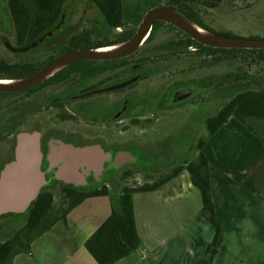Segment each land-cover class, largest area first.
Instances as JSON below:
<instances>
[{
	"label": "flooded vegetation",
	"instance_id": "flooded-vegetation-1",
	"mask_svg": "<svg viewBox=\"0 0 264 264\" xmlns=\"http://www.w3.org/2000/svg\"><path fill=\"white\" fill-rule=\"evenodd\" d=\"M91 15L92 13L89 17ZM11 17L8 0H0V26L6 29L0 30V44L11 56V59L0 58L1 83L13 84L18 79L27 78L53 57L70 51L69 39L66 38H71L72 35L63 31L49 32L36 39L37 42L34 41L35 45L31 47L34 42H25L31 38V34L16 31ZM61 23L56 28L61 29ZM56 34L57 39L66 40L57 43L51 41L50 38ZM151 40H145L136 51L122 57L127 58L123 63L82 60L93 62L72 68H67L71 64L65 67L63 65L51 75L45 78L43 76L41 82L34 86L17 91H0V143L9 142V138H13V145L8 150H5V145L0 144V171L14 156L15 135L30 120L31 130L40 132L43 151L41 168L47 180L41 188L51 189L59 184H71L54 178L56 167L49 166V156L54 145L83 147L98 144L109 154L98 173L84 166L79 167V170L84 171L85 182L71 185L82 190L106 185L101 180L103 175L116 178L119 173L126 172L132 166L141 167L140 164L135 165L136 159L132 157L130 147L137 146V150L144 148L131 141V128L138 125L140 118L160 119L164 113H173L175 108L184 106L196 97L193 95L196 88L207 91L205 86L195 84V78L191 77L171 80L161 88L139 86L140 82L148 81L163 71L168 66V63H164L169 61L171 55L190 47L195 49L193 45L186 46L180 39L164 41L169 43V48H156L150 45ZM37 55L41 57H36ZM16 68H22L26 74H14ZM179 81L182 83L179 84ZM21 94L25 96L19 97ZM11 96L13 98L8 100ZM69 122L74 123L75 127L65 128V123ZM118 126H122L123 130L116 131ZM75 179L81 181L79 178Z\"/></svg>",
	"mask_w": 264,
	"mask_h": 264
},
{
	"label": "trees",
	"instance_id": "trees-1",
	"mask_svg": "<svg viewBox=\"0 0 264 264\" xmlns=\"http://www.w3.org/2000/svg\"><path fill=\"white\" fill-rule=\"evenodd\" d=\"M123 1L8 0V7L15 30L31 34V38L25 40V42L29 40L37 42L36 39L49 34V32L59 33L63 31L68 32L69 36L72 35L71 38H66L69 39L68 45L70 50L110 45L129 39L134 33L135 27L120 32L116 30L122 28L125 22L134 23L135 26L138 25L143 16L142 10L144 8L147 10L162 1H166L167 5L178 11L181 15L211 32L234 36L229 31L215 30L191 13L189 11V0H137V3H142L143 6H136V3L130 4L127 8H125ZM203 1L209 6H214L220 0ZM78 3H82L83 5L81 19L79 22L71 25L70 18L75 12ZM90 13H92L91 17H89ZM125 13H127V16ZM60 23L62 25L61 29L56 28ZM163 24L164 21H154L146 42L153 38L154 33ZM167 25L175 28L169 23ZM100 35L102 36L98 37ZM110 35H115L116 38L108 40L107 37ZM56 37L57 34L53 35L50 40L56 43L62 41V38L57 39L58 37ZM168 44V42H162L161 44L154 45V47L169 48ZM188 45L206 49L212 53H248L254 56V61L264 62V48H215L203 45L192 38H188L186 41V46ZM141 55H143V52ZM142 58L141 56L140 60ZM126 59L119 58L102 62L120 64L125 62ZM91 62L93 61L75 62L67 68ZM13 73L19 76L26 74L22 68H16ZM229 78L234 80L239 78L241 81L239 84H234V86L238 87L237 91L228 96V101L222 104L216 114L205 119L207 133L204 139H200L197 144L196 151L198 153L190 160H185L174 167L171 174L159 180L136 186H123L116 202H111L109 216L85 241V247L98 264H113L139 247L140 238L135 224L132 194L134 192L156 190L170 178L176 177L184 170L188 172L191 183L199 190L201 197L200 214L215 227L213 239L207 245L204 255L201 259L194 261L193 264H211L212 255L216 251L215 246L220 233V226L215 218V210L211 198L209 163L201 148L208 137L220 128L229 117L239 120L249 131L264 142V74L245 73L244 75H239L229 72L223 73L218 83L213 82L212 76H203L200 79L195 78L194 82L195 84H200L202 87L205 86L209 90L218 88V85H221L222 81ZM181 83L182 81H179V84ZM63 185L62 199L58 205L54 202L53 193L47 187H43L40 189L35 200L30 203L24 212L0 215V218H20V221L17 223H5L13 231L9 236L0 240V264H11L17 254L30 253L32 242L45 231L49 230L56 222L65 221L67 213L85 198L109 194L105 184L88 190H82L71 184Z\"/></svg>",
	"mask_w": 264,
	"mask_h": 264
},
{
	"label": "crops",
	"instance_id": "crops-1",
	"mask_svg": "<svg viewBox=\"0 0 264 264\" xmlns=\"http://www.w3.org/2000/svg\"><path fill=\"white\" fill-rule=\"evenodd\" d=\"M201 151L209 163L220 226L211 264H264V142L229 117ZM175 179L156 190L132 194L140 244L113 264H193L204 255L215 227L200 214V193L188 172ZM108 191L81 201L65 221L32 242L30 253L17 254L11 264H98L85 241L118 199L120 191L115 197Z\"/></svg>",
	"mask_w": 264,
	"mask_h": 264
},
{
	"label": "rangeland",
	"instance_id": "rangeland-1",
	"mask_svg": "<svg viewBox=\"0 0 264 264\" xmlns=\"http://www.w3.org/2000/svg\"><path fill=\"white\" fill-rule=\"evenodd\" d=\"M123 3L127 8L130 4H136L137 0H124ZM188 3L189 11L215 30L229 31L238 37L264 38V0H220L214 6H209L203 0H189ZM160 5L169 6L166 1L154 6ZM136 6L143 5L137 3ZM145 9L141 12L143 15L147 11ZM82 10V3H78L70 18L71 25L79 22ZM125 15L127 16V13ZM167 23L164 21L160 29L154 33L150 45H157L166 40L175 39H180L186 43L190 38L185 32L172 28ZM134 27L136 29L137 25L125 22L124 26L116 31L130 30ZM0 30L5 31L6 29L0 26ZM107 38L108 40H114L116 36L110 35ZM33 56L32 54L31 57ZM36 57H41V55ZM0 58L11 59V56L6 53L1 44ZM253 58V55L243 52L236 54L231 52L212 53L198 47L192 50V47H190L176 53L174 56L171 55L169 61L164 63L165 65L168 63V66L163 71L148 81L140 82L138 85H145L148 88H161L171 80L203 76H212L213 82L218 83L222 74L229 72L239 75L245 73L263 75L264 62H256ZM240 81L239 78L237 80L229 78L222 81L218 88L209 89L206 92L196 88L193 94L196 97L184 106L175 108L173 113H164L160 119L158 117H151L147 120L140 118L138 125L131 128L130 136L131 141L137 143L144 150H137L135 148L137 146L130 147V150L132 151V157L136 159L135 165L140 164L141 167L132 166L126 172L119 173L116 178L103 175L101 180L106 183L108 189L110 188L111 195L114 196L115 193L121 191L123 186H136L159 180L171 174L174 167L183 161L193 158L198 153L196 148L199 140H203L207 133L205 119L215 115L222 104L228 101V96L237 91L238 87L234 84H239ZM24 96V94H21L19 97ZM12 98L13 96L8 97V100ZM24 126L25 128L21 127L20 131L31 130V120ZM51 127H55V125H51ZM64 127L74 128L75 124L65 123ZM119 130H123V127L118 126L116 131ZM9 140V142L0 143L6 146L7 149L5 148V150L13 145V138L10 137ZM123 141L121 140V142ZM175 178H170L168 181H174L175 183ZM63 187V184H59L57 187L49 189L53 193L56 205L61 202ZM19 221L20 218L1 217L0 240L9 236L13 231L5 223H17Z\"/></svg>",
	"mask_w": 264,
	"mask_h": 264
},
{
	"label": "water",
	"instance_id": "water-1",
	"mask_svg": "<svg viewBox=\"0 0 264 264\" xmlns=\"http://www.w3.org/2000/svg\"><path fill=\"white\" fill-rule=\"evenodd\" d=\"M157 14H164L168 20L158 19ZM183 15L170 6H153L145 12L131 37L123 42L97 46L87 49H75L63 52L38 69L33 75L18 79V85H0V91H17L38 84L40 79L58 64L65 63L64 67L82 60H110L125 57L136 51L147 39L155 20L166 21L169 24L189 35L197 42L215 48H264V38L238 37L221 35L216 39H207L193 31L183 20ZM187 18V17H185ZM188 19V18H187ZM190 20V19H189ZM204 28V27H203ZM209 31V30H208ZM35 45L31 43V47ZM121 45V48L112 53H93L95 49ZM109 156L98 144L73 147L68 144L52 147L50 168L56 167L54 178L65 183L79 185L85 182L84 171L80 166L96 173L103 168V162ZM43 151L41 149L40 132L36 129L21 130L15 135L14 156L0 171V215L6 213L24 212L35 200L41 187L47 182L42 170ZM87 171V170H86ZM79 178L81 181H77Z\"/></svg>",
	"mask_w": 264,
	"mask_h": 264
},
{
	"label": "bare ground",
	"instance_id": "bare-ground-1",
	"mask_svg": "<svg viewBox=\"0 0 264 264\" xmlns=\"http://www.w3.org/2000/svg\"><path fill=\"white\" fill-rule=\"evenodd\" d=\"M158 19H164V20H168L167 16H165L164 14H157L156 16ZM183 20L185 21V23H187V25L193 30L195 31L196 33H198L199 35H201L202 37L204 38H207V39H216L217 36L213 33H211L210 31H208L207 29L203 28L202 26L196 24L195 22L183 17ZM121 48V45H113V46H110V47H102V48H99V49H95L93 50L92 52L93 53H112V52H116L118 51L119 49ZM63 65H65V63H61V64H58L57 66H55L54 68H52L49 72H47L43 78L51 75L52 73H54L56 70H58L59 68L63 67ZM22 83V81H17L13 84H5V83H1L0 82V85H3V86H12V85H18Z\"/></svg>",
	"mask_w": 264,
	"mask_h": 264
}]
</instances>
